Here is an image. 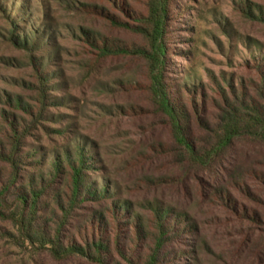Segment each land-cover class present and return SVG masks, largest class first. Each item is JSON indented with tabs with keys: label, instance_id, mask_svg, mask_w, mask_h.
<instances>
[{
	"label": "rangeland",
	"instance_id": "obj_1",
	"mask_svg": "<svg viewBox=\"0 0 264 264\" xmlns=\"http://www.w3.org/2000/svg\"><path fill=\"white\" fill-rule=\"evenodd\" d=\"M246 1L257 6L253 9L260 21L247 20L239 12L238 4ZM18 2L39 28L43 24L51 26L53 41L59 48L57 61L51 64L56 65L52 68L60 71V77L51 79L49 85L60 86L51 87L50 93L57 99L65 98V107H49L24 141V152L34 154L35 160L43 159L38 170H49L55 154L65 146L73 151L83 146L88 156L98 158L88 175L100 188L103 178L112 192L116 190L118 199L128 200L136 208L158 201L189 215L198 228L199 264H264V200L232 191L235 203L227 205L218 197L209 199V188H202L190 175L181 181V172L172 162L169 130L150 94L147 62L134 55L102 60L95 49L80 41L83 37L79 28H85L126 49L147 48L139 34L114 29L97 15H83L72 9L103 6L124 22L136 25L134 18L145 14L148 0H125L132 17L105 0H0V139L10 131L2 114L30 121L28 110L35 111L39 106L33 67L27 55L9 42L10 18L23 17L18 13ZM171 6L176 18L168 35L169 79L182 84L187 73L189 84L196 85L199 93L202 88L211 92L216 84L224 86L225 78L234 84L255 79L252 57L264 56V0H172ZM16 20L20 26H27L24 20ZM42 48L36 51V57L49 50L47 43ZM18 102L25 109L15 106ZM260 160H264V146L240 143L234 148L231 163L247 165ZM27 170L37 174L29 167ZM9 173L8 166L0 162V189L6 185ZM203 176L211 181L207 174ZM225 179L229 181V177ZM13 200L12 193L6 199L0 198V264H84L58 261L48 252L29 245L22 247L15 238L5 235L12 232L18 236L10 219ZM231 206L239 208L238 213H251L240 216ZM250 210L258 214L259 220L253 219Z\"/></svg>",
	"mask_w": 264,
	"mask_h": 264
},
{
	"label": "trees",
	"instance_id": "obj_2",
	"mask_svg": "<svg viewBox=\"0 0 264 264\" xmlns=\"http://www.w3.org/2000/svg\"><path fill=\"white\" fill-rule=\"evenodd\" d=\"M105 1L112 8L133 16L125 0ZM171 2L148 0L145 14L134 18L136 25L124 22L103 6L82 5V9L72 10L83 15H97L112 28L132 31L147 42V48L130 50L103 40L98 32L79 28L83 37L81 43L95 49L99 59L134 55L147 62L150 94L169 130L172 162L181 172V181L190 175L202 188H209V199L218 197L227 205L235 201L232 191L254 200H264V160L247 165L231 163L237 144L254 142L264 146V56L252 57L255 79L249 83L240 80L234 84L225 78L224 86L216 84L209 93L203 88L199 93L196 85L189 84L191 79L187 73L182 84L175 83L177 79L166 76L169 28L176 18ZM20 7L18 13L23 17L10 18L9 42L27 55L29 66L33 67L39 106L35 111L28 110L30 121L22 117L10 119L2 114L10 131L0 139V162L8 166L10 173L6 185L0 189V198L6 199L13 194L14 212L10 219L18 231V236L12 232L5 235L15 238L22 247L29 245L48 252L58 261L199 264L197 224L185 211L158 201L136 208L132 202L118 199L116 190L109 189L108 181L95 174L103 184L100 188L88 175L91 164L95 165L98 158L88 156L83 146L75 151L65 146L61 153L55 154L45 173L38 170L43 159L35 160L34 154L29 156L24 152V141L39 124L38 120L45 117L49 107H63L65 98L57 99L50 93L51 87L60 86L59 83L49 85L51 79L60 77V71L52 68L56 65L51 64L57 61L59 50L53 41L51 26L43 24L39 28L30 21L25 6ZM238 7L247 20H261L254 13L253 8L257 6L251 2L240 3ZM16 18L24 20L27 26H20ZM44 43L49 50L36 57V51L41 52ZM15 106L24 108L19 102ZM62 133L66 136V132ZM28 167L37 174L27 173ZM204 173L216 184L204 180ZM225 177H229L228 182ZM231 208L240 212L236 206ZM250 213L243 210L238 214L247 217ZM253 219L259 220L255 212Z\"/></svg>",
	"mask_w": 264,
	"mask_h": 264
}]
</instances>
